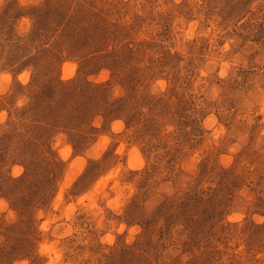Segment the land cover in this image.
<instances>
[{"label": "rangeland", "instance_id": "obj_1", "mask_svg": "<svg viewBox=\"0 0 264 264\" xmlns=\"http://www.w3.org/2000/svg\"><path fill=\"white\" fill-rule=\"evenodd\" d=\"M0 264H264V0H0Z\"/></svg>", "mask_w": 264, "mask_h": 264}, {"label": "trees", "instance_id": "obj_2", "mask_svg": "<svg viewBox=\"0 0 264 264\" xmlns=\"http://www.w3.org/2000/svg\"><path fill=\"white\" fill-rule=\"evenodd\" d=\"M99 86L100 85H96V87ZM74 87L73 80L62 82L51 79L49 82H45L43 90H39L38 94L33 96L28 106L19 109L21 115L23 116L27 110L30 112L28 117H30L31 120L28 122L34 128L40 130V135L46 132L50 120H54L61 124L62 126H57H61L63 129H77V127H80V124H82L80 119L85 117L86 114H80V100L78 99L80 93H77V88ZM103 113L107 114L106 112ZM111 115L113 116L114 114ZM77 130L80 132V128ZM47 164H52V161L47 162ZM28 170L29 168L26 167V173L23 175L9 178L11 184L8 189L11 195L14 194L15 190H19L20 188L29 189L30 185H32V183L27 184L25 180L28 175L27 172H29ZM24 201H26L25 194L19 196L14 204L21 203L24 205L22 203Z\"/></svg>", "mask_w": 264, "mask_h": 264}]
</instances>
